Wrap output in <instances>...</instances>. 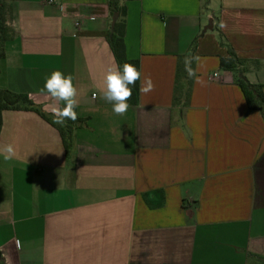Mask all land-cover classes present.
Returning <instances> with one entry per match:
<instances>
[{
  "label": "crops",
  "instance_id": "crops-1",
  "mask_svg": "<svg viewBox=\"0 0 264 264\" xmlns=\"http://www.w3.org/2000/svg\"><path fill=\"white\" fill-rule=\"evenodd\" d=\"M109 1L0 0V89L55 119L42 89L59 70L78 104L68 152L37 111H2L0 264H264V113L220 65L231 48L264 97V0H117L141 72L124 115L102 97ZM180 56L196 76L174 103Z\"/></svg>",
  "mask_w": 264,
  "mask_h": 264
},
{
  "label": "trees",
  "instance_id": "trees-1",
  "mask_svg": "<svg viewBox=\"0 0 264 264\" xmlns=\"http://www.w3.org/2000/svg\"><path fill=\"white\" fill-rule=\"evenodd\" d=\"M110 5L113 6V12L118 13V18L115 21L114 29L111 33H108V43L112 49V53L117 61L118 66H123L125 63L133 64L138 70L140 69V64L138 60L129 59L126 57L125 43H124V33H125V24L124 20H120V17L126 15V7L117 5V0H110ZM4 8L0 3V59L4 57V48H5V22L3 16ZM224 35L220 32L219 39L221 43H224ZM184 57L180 56L178 59L177 70L175 75V86L173 88V102L179 103L181 101L183 94H188L189 89L192 84V79L189 78L187 72L185 71V60ZM242 64V59L236 56V53L230 48L228 57H220V65L225 68V70L232 71L235 76V81L242 88V93L248 103L249 108L260 109L264 113V97L261 93L260 85H254L249 83L244 75L243 70L240 69ZM193 61L190 64L192 68ZM185 83L188 89L185 88ZM139 87L140 79L136 81L135 86L132 88V95L128 100L130 105H137L139 103ZM186 89V91H185ZM33 110L40 113L44 119L51 123L61 134L62 143L66 152H68L70 147L71 140V124L55 123V119L44 114L34 102L29 98L26 93H17L10 91L8 89H0V127L2 120V111L3 110Z\"/></svg>",
  "mask_w": 264,
  "mask_h": 264
},
{
  "label": "clouds",
  "instance_id": "clouds-1",
  "mask_svg": "<svg viewBox=\"0 0 264 264\" xmlns=\"http://www.w3.org/2000/svg\"><path fill=\"white\" fill-rule=\"evenodd\" d=\"M193 59H197L193 57ZM191 60H185V71L189 78L196 76L195 71L190 67ZM141 77V72L131 63H125L123 66L113 64L108 67L104 77L105 87L102 91V97L111 103L112 111L116 115H124L129 108L128 100L132 95V88ZM198 79V78H197ZM154 85L151 78H146L144 86L140 89L147 93L153 90ZM42 91L46 92L51 98L52 103L46 104L45 108L50 110L55 117V123L63 124L65 119L75 120L77 114L75 108L78 106L76 88L73 85L72 77L66 76L61 71L55 70L45 78ZM62 102L63 107H58ZM0 157L5 161L15 157V149L11 144L0 146Z\"/></svg>",
  "mask_w": 264,
  "mask_h": 264
},
{
  "label": "water",
  "instance_id": "water-1",
  "mask_svg": "<svg viewBox=\"0 0 264 264\" xmlns=\"http://www.w3.org/2000/svg\"><path fill=\"white\" fill-rule=\"evenodd\" d=\"M117 15H118V13L117 12H115L113 15H112V17H111V32L113 31V29H114V24H115V21H116V18H117ZM211 20H209V25H208V28H210L211 29ZM207 27H205L204 29H206Z\"/></svg>",
  "mask_w": 264,
  "mask_h": 264
}]
</instances>
